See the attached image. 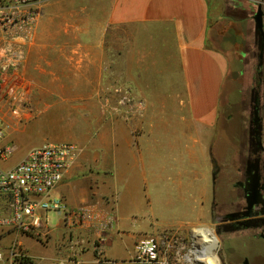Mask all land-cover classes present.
Here are the masks:
<instances>
[{"label":"crops","instance_id":"0c3cea01","mask_svg":"<svg viewBox=\"0 0 264 264\" xmlns=\"http://www.w3.org/2000/svg\"><path fill=\"white\" fill-rule=\"evenodd\" d=\"M258 3L264 12V0H96L94 5L50 0L40 7L30 43H6L0 33L5 91L21 89L19 101L28 104L15 106L14 112L45 127L36 145L69 142L78 147L52 195L61 198L67 213L88 210L101 228L40 213L39 234L19 238L25 250L36 254L28 251L37 264H131L139 240L209 224L215 169L220 166L223 177L226 167L214 154L221 91L231 67L225 51L234 50L238 26L250 27ZM92 7L95 17L87 12ZM107 31L116 38L121 32L158 35V47L139 51H160L165 62L159 68L167 75L161 76L163 90L154 94L151 73L157 66L143 65L148 74L142 83L129 73L124 80L112 64V83L124 92L112 96L110 117H101L95 127L91 121L102 115L97 105L104 98ZM90 42L99 51H88ZM154 103L172 107L156 109ZM8 136L0 150L9 146ZM156 205H179L190 216L178 223L179 229L155 231L144 218ZM49 213L56 217L54 224ZM6 215L0 200V217ZM13 238L11 230L0 228V247ZM118 246L122 256L115 252Z\"/></svg>","mask_w":264,"mask_h":264},{"label":"rangeland","instance_id":"374dc122","mask_svg":"<svg viewBox=\"0 0 264 264\" xmlns=\"http://www.w3.org/2000/svg\"><path fill=\"white\" fill-rule=\"evenodd\" d=\"M44 1L50 0H26V5H32V8H28V13L23 16L29 17L30 15H37L36 16V23L40 16V7L44 3ZM77 1H87L88 3H93L96 0H77ZM15 3V2H13ZM11 4V0H0V11L5 10L6 6ZM12 5V4H11ZM31 7V6H30ZM256 6L253 8L254 12H256ZM27 11V10H25ZM24 11V12H25ZM89 15L95 17V10L94 8H89L87 10ZM8 13L17 16L20 14V11L17 10H9ZM25 19H23V22ZM252 24V23H251ZM251 24L249 28H245L243 26H238V33L240 34V38L235 40L233 51H225L229 60H231V67L229 75L225 82L223 83L222 91H221V98L219 103V111H220V120H219V131L216 133V145L214 148V154L220 160V162H224L225 164V176L224 180H220L216 185V196L217 199L219 195L223 194L224 187L226 190L230 189V184L235 180L237 174L234 172L237 161V149H238V139L239 136L240 142L244 141V133L247 128V121L250 112L249 108V99H250V90L251 87L254 86L251 82V76H248V70L242 67V56L243 55H252L253 57L256 56L258 52L256 47L251 48L250 43L253 39V32L251 31ZM36 26V24H35ZM25 28L22 30L19 26L13 28L12 32L10 31H1L0 33L4 36L6 43H17V46H20L19 43H30L29 40H24L22 38L23 35L32 34L33 29ZM144 35L143 33H128V32H121L119 34V38L116 36H112L110 31H107L104 35V43H103V51H104V74L103 80L105 81L103 84V94L104 96L102 102L97 105L98 113H102L99 116V120H92L91 123L94 124L93 126L96 127V123L99 124L101 122L100 118L103 117L104 119L107 118L106 116L110 117L112 111V96L118 95L119 93L117 90L118 88L117 82L112 83V74L111 68L112 64H114L115 69H120L122 72V78L125 80L129 75L132 79L137 77L139 81L142 83L144 82V76L148 73L142 71L143 65L146 66L148 64H153V66H157L153 71V79L152 81V89L151 91L154 94L160 93L162 83L165 84V80L161 79V76L167 75L166 72L161 71L159 66H163L164 58L160 55V51H139L140 49L158 47L160 43V38L158 35L153 36ZM28 38V39H29ZM250 40H247V39ZM84 39H81V42ZM19 42V43H18ZM91 43V42H90ZM252 44V43H251ZM91 50L88 51H99L97 47H95V43H91L90 45ZM252 49V51H248ZM247 61L245 60L243 64H246ZM139 70L137 73L136 70ZM1 72V71H0ZM262 74L264 80V64L262 67ZM155 80V82H154ZM116 84V85H115ZM115 85V86H114ZM124 90V89H121ZM165 90V89H164ZM16 93H21V89H15ZM262 92H264V81L262 83ZM7 95L4 90L0 88V117L4 118L10 125L9 131L7 133L10 144L7 147H13L14 152L11 156L7 157L4 162L0 163L1 169H8L11 164L17 162L21 159L23 153L30 147L35 146L36 144L42 143L40 140L39 132L41 129L45 128L42 126L41 121H37L35 118L21 117L19 113H13L15 106L17 107H25L27 108L28 104L25 102L21 103L19 100L12 101L10 105L7 104L6 101ZM152 107L156 109H163V110H171L172 105L170 104H152ZM76 124L77 121H72ZM90 123V121H87ZM80 124V121H78ZM226 131V132H225ZM228 132V133H227ZM239 135V136H238ZM37 146V145H36ZM39 146V145H38ZM27 150V151H28ZM26 151V152H27ZM231 178V180H230ZM228 180L229 183H226ZM229 184V186H227ZM222 197V196H221ZM220 197V198H221ZM187 212L182 209L179 205L174 207H160V206H153L152 213L147 217L144 218V221L147 225H149L150 229H154L155 231H161L164 229L169 228H177L178 223L181 221H185L190 214H186ZM48 218L51 220V223L54 224L56 222V217L54 214L49 213ZM215 224L209 220V224L206 226H201L199 228L194 229H207L209 230L218 241V247L215 250V255L218 260V264H221V255L220 249L224 250V254L228 255V249L231 248L235 251L236 257H241L243 255H248L251 264H258L254 260V256L258 251L262 250V244L258 242H247L246 240L242 239L239 235H231L228 237H221L214 231ZM191 231H178L183 237H185V241L192 237L193 230ZM165 231H175V230H165ZM35 245V244H34ZM37 248V246H35ZM119 246L116 248V253L118 256H122L123 251H121ZM29 253L36 256L33 250L28 248ZM39 251H37L38 253ZM246 252H250L246 254ZM254 253V254H253ZM113 255V254H111Z\"/></svg>","mask_w":264,"mask_h":264},{"label":"built area","instance_id":"2783aa9c","mask_svg":"<svg viewBox=\"0 0 264 264\" xmlns=\"http://www.w3.org/2000/svg\"><path fill=\"white\" fill-rule=\"evenodd\" d=\"M25 1L11 0L12 5L0 11L1 31L12 32L17 26L22 30L32 29L35 26L37 15L22 18L28 13V8H32V5L24 6ZM9 10H17L21 13L14 16L8 13ZM22 38L29 40L28 34L23 35ZM6 70L7 67L0 66L1 74L7 72ZM0 79V88L5 91L4 78L0 76ZM117 92L124 91L117 90ZM5 93L8 105L12 101L20 100L21 93L15 91H5ZM126 96L128 95H123ZM9 128V123L0 117V142L7 136ZM77 151L78 147L73 143H45L31 148L14 167L8 170L0 169V200L9 211V215L0 217V228L11 230L14 236L7 247H0V264H37L19 243V238L23 234H39L38 229L42 222L40 213L62 214L69 218L72 225L89 223L95 230H101L88 210L80 209L75 214L67 213V207L61 198L52 195L63 180ZM13 152V147H4L0 150V159H6ZM196 246L192 237L185 241V237L178 231H166L159 236L139 240L134 246L130 263L201 264L192 255Z\"/></svg>","mask_w":264,"mask_h":264},{"label":"flooded vegetation","instance_id":"af4514ba","mask_svg":"<svg viewBox=\"0 0 264 264\" xmlns=\"http://www.w3.org/2000/svg\"><path fill=\"white\" fill-rule=\"evenodd\" d=\"M251 27L253 39L250 47L252 49L256 47L258 52L255 57L253 54L243 55L242 64H240L248 70V76H251V82L254 86L250 90V112L244 141L238 145L237 149V167L234 172L238 176L233 182L229 183L231 178L226 182L230 184L231 188L226 190L224 187L223 194H220L218 199L215 193L211 222L215 224L214 231L216 234L223 239L231 235H239L247 242L261 243L262 250L255 254L254 260L258 264H264V92H262L264 41L263 47L260 49L261 42L255 38L253 22ZM252 49L248 51H252ZM260 53L262 54L261 57ZM245 60L247 63L243 64ZM254 106L259 108L260 117V121L256 125L253 123V116L251 115ZM221 173L222 169L217 165L214 174L215 185L224 179L221 177ZM250 189H252L251 193L248 191ZM246 198L256 201L250 209L247 208ZM219 251L221 264H251L248 255L236 257L235 251L231 248L228 249V255L224 254L223 249ZM248 253L250 252H246V254Z\"/></svg>","mask_w":264,"mask_h":264},{"label":"bare ground","instance_id":"6f19581e","mask_svg":"<svg viewBox=\"0 0 264 264\" xmlns=\"http://www.w3.org/2000/svg\"><path fill=\"white\" fill-rule=\"evenodd\" d=\"M192 238L197 245L192 252L193 257L201 264H218L215 255L218 247L217 238L207 229H194Z\"/></svg>","mask_w":264,"mask_h":264},{"label":"water","instance_id":"95a60500","mask_svg":"<svg viewBox=\"0 0 264 264\" xmlns=\"http://www.w3.org/2000/svg\"><path fill=\"white\" fill-rule=\"evenodd\" d=\"M256 7H257L256 12L252 15L251 19L254 23L255 38H257L259 40V42H261L259 48L262 49L263 41H264V21H263L264 12L262 10V4L261 3H258L256 5ZM260 52H262V51H260ZM261 56H262V54L260 53V57ZM251 115L253 116V123L256 125L260 121L259 108L257 106L253 107V111H252ZM255 174H256V171L254 172V176H255ZM248 191L251 193L252 189H250ZM246 200H247V205H248L247 208L248 209L252 208L256 202V201L248 200V198H246Z\"/></svg>","mask_w":264,"mask_h":264}]
</instances>
